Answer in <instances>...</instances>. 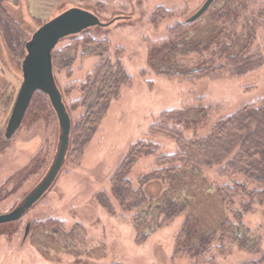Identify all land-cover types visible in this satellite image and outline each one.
<instances>
[{"label": "rangeland", "instance_id": "rangeland-1", "mask_svg": "<svg viewBox=\"0 0 264 264\" xmlns=\"http://www.w3.org/2000/svg\"><path fill=\"white\" fill-rule=\"evenodd\" d=\"M206 1L0 0V85L8 81L0 99V215L16 208L45 178L58 153L61 133L53 111L39 119H26L12 138H6V126L23 80L24 58L23 53L15 56L9 51L2 19L19 30L23 41H28L44 23L73 8L90 11L102 22L109 23L92 26L81 35L64 38L57 44L56 49L70 51L75 57L69 69L55 70L54 83L62 93L72 124L84 112V108L75 107L76 100L82 96L79 86L99 60L97 56L83 55V41L78 38L82 40L84 35H89L107 40L112 61L121 59L132 77L131 85L123 87L120 98L111 102L83 155L79 150L72 153L70 143V154L68 151L42 196L20 220L0 224V264H249L262 259L264 201L254 204V209L243 215L242 234L247 237L248 247L242 248L228 239L202 257L207 262L196 261L183 252L174 254L176 236L188 217L195 225L194 241L197 242L198 238L201 240L219 231L227 219H232L233 210L249 199L247 195L238 196L233 208L221 199L217 186L230 183L232 178L221 176L219 166L187 171L186 184L179 183L180 196L176 194L178 200L187 203L186 210L163 226L159 225L162 214L157 215V224L150 217L146 224L149 228L145 227L141 241L136 238L134 212H123L112 199L117 213L114 216L98 200L101 192L111 196L112 176L130 150L140 141H150L159 147V153H142L129 178L135 188L145 189L151 207L162 202L165 184L156 180L142 184L141 177L157 168V156L177 149L172 139L148 135L150 126L163 111L198 100L218 108L212 118L215 122L264 99V62L242 77L196 81L160 75L156 71L157 63L149 62L148 42L166 40L169 26L185 22ZM159 5L173 15L155 26L150 18ZM252 14L260 20L253 50L264 56V0H255ZM207 16L203 15L198 22L199 28L206 25V33L200 30L194 34L209 36ZM145 70L147 74L143 77L141 72ZM11 75L16 79L12 87ZM234 180L253 188L243 175ZM50 220L58 223L48 225ZM27 224L31 228L25 237Z\"/></svg>", "mask_w": 264, "mask_h": 264}, {"label": "trees", "instance_id": "trees-1", "mask_svg": "<svg viewBox=\"0 0 264 264\" xmlns=\"http://www.w3.org/2000/svg\"><path fill=\"white\" fill-rule=\"evenodd\" d=\"M254 4L255 0H216L203 14L208 15L209 36L194 34L200 30L206 33V25L199 28L198 24L203 15L192 22L188 19L176 22L169 26L166 40L148 42L149 62L157 63L156 71L160 75L189 81L204 78L221 80L253 72L264 62V56L253 50L256 27L260 21L252 14ZM172 15V11L159 5L150 22L157 26ZM2 21L9 51L15 56L23 53L22 59L25 58V46L29 40L23 41L21 33L11 22ZM83 32L67 37H77ZM81 39L78 38V41H83V55L97 56L99 59L79 86L82 96L76 100L75 107L84 108V112L72 124L70 133L72 153L79 150L83 155V150L97 132L111 102L120 98L123 87L131 85L132 77L125 70L121 59L112 61L107 40L89 35ZM64 50L55 48L53 51L54 75L56 69H69L74 62L73 54ZM145 74L146 70L141 72L143 77ZM217 109L214 105L197 100L178 109L163 111L150 126L149 136L167 137L177 144L173 153L157 156V168L141 177L142 184L149 180L165 184L160 199L162 202L156 207H151V199L145 189L135 188L129 178L132 167L142 153H159V147L150 141L137 143L116 169L112 176L111 196L105 192L98 195L102 207L114 216L117 213L112 199L119 203L123 212H134L136 238L141 241L144 239L145 227L149 228L146 224L150 217L152 223L157 224V215L162 214L163 219L159 225L163 226L186 210L187 203L178 200L176 194L180 196L178 184H186L189 171L199 170L203 166H219L221 176L232 178L230 183L217 186L216 191L221 199L230 208H233L238 196L247 195L249 199L242 202L240 208L233 210L232 219H227L219 231L204 239L198 238L197 242L194 241L195 225L190 217L186 219L176 236L174 254L183 252L199 262H207L202 257L210 254L216 244L228 239L240 244L242 248L248 247L247 237L242 234L243 215L251 212L254 204L264 201V99H258L212 122ZM53 111L48 95L37 91L23 121L30 117L39 119ZM240 175L253 188L234 180ZM57 223L58 220L48 221V225ZM249 264H264V256Z\"/></svg>", "mask_w": 264, "mask_h": 264}, {"label": "water", "instance_id": "water-1", "mask_svg": "<svg viewBox=\"0 0 264 264\" xmlns=\"http://www.w3.org/2000/svg\"><path fill=\"white\" fill-rule=\"evenodd\" d=\"M213 2L214 0H207L188 21L192 22L199 19ZM108 24L102 22L90 11L73 8L41 25L26 43V56L21 65L23 80L6 126L5 136L10 139L17 132L21 127L33 95L37 91H42L48 95L59 120L60 146L55 161L45 178L16 208L9 213L0 215V224L14 222L22 218L50 186L68 153L72 120L63 101L62 93L54 84V49L59 41L67 36L80 33L95 25ZM30 228L31 225L27 224L25 237Z\"/></svg>", "mask_w": 264, "mask_h": 264}, {"label": "crops", "instance_id": "crops-1", "mask_svg": "<svg viewBox=\"0 0 264 264\" xmlns=\"http://www.w3.org/2000/svg\"><path fill=\"white\" fill-rule=\"evenodd\" d=\"M13 76L14 75H11V80L9 81V84H11L10 86L12 87L13 85H12V82L14 81V84H15V81H16V79L15 78H13ZM15 77V76H14ZM6 78H7V80H8V77L6 76ZM8 81H6V83H7ZM6 83H4V84H1L0 85V99H1V96H2V94L4 93L3 91L6 89V87L8 86ZM0 128H1V126H0Z\"/></svg>", "mask_w": 264, "mask_h": 264}]
</instances>
